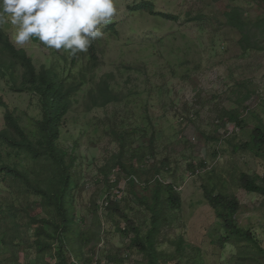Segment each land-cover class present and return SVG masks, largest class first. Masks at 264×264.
<instances>
[{
  "label": "rangeland",
  "instance_id": "1",
  "mask_svg": "<svg viewBox=\"0 0 264 264\" xmlns=\"http://www.w3.org/2000/svg\"><path fill=\"white\" fill-rule=\"evenodd\" d=\"M116 4L117 15L102 26L104 35L97 40L98 67L91 68L86 54L73 66L71 76L85 81L60 140L61 147L77 159L80 185L71 204L82 218L79 229L94 238V250L91 245L84 248V259L90 258L89 264H147L123 232L127 228L123 218L108 210L106 203L108 196L118 200L144 236L151 226V212L142 200H152L160 180L173 185L181 197L179 209L167 210L158 236L161 264H264V253L227 233L204 195L207 188L235 196L240 204L238 225L264 249V196L248 193L239 184L242 172L264 181V160L237 151L253 128L264 124V45L262 50H244L240 33L224 18L226 11L238 7L245 19L255 21L264 13V2L116 0ZM150 10L170 18L152 15ZM112 25L116 34L108 29ZM2 30L37 68L50 63L70 68L69 51L49 48L36 37L17 45L16 27L9 23ZM4 57L8 59L0 50V61ZM102 81L121 100L90 107V94ZM0 97L32 134L34 121L42 117L38 96L14 92L0 74ZM234 111L244 122L241 128L220 119ZM5 124L0 103V130ZM124 132L128 137L123 162L129 166L133 156L141 157L140 166L135 165L138 185L133 188L127 170L115 165L120 143L114 133ZM107 181L117 182L111 192ZM10 204L21 210L17 223L22 232L28 229L25 211L43 216L40 197L19 194L0 182V211ZM13 232L0 216V238ZM21 241L18 248H3L2 264H36L29 243ZM14 249L17 260L12 258ZM54 263L51 254L39 262Z\"/></svg>",
  "mask_w": 264,
  "mask_h": 264
},
{
  "label": "trees",
  "instance_id": "2",
  "mask_svg": "<svg viewBox=\"0 0 264 264\" xmlns=\"http://www.w3.org/2000/svg\"><path fill=\"white\" fill-rule=\"evenodd\" d=\"M264 2V0H261ZM152 15L170 18L165 14L150 10ZM173 18V17H172ZM229 27L237 30L241 38L240 46L244 50H262L264 45V13L255 21L245 19L242 9L236 7L224 13ZM116 34L115 25L108 28ZM98 40V39H97ZM97 40L92 43L88 51L79 52L75 56L71 53L70 68L50 63L37 68L32 58L24 51L17 49L8 35L0 27V50L8 56L0 61V74L6 78L11 89L17 93L36 94L42 105V117L34 121L32 134L21 125L20 120L3 99L0 103L5 108V127L0 130V182L18 191L19 194L40 197L43 216L36 217L25 211L28 218V229L22 232L19 227V208L10 204L0 211V216L9 222L14 232L0 238V264L2 252L7 249L18 248L23 241L29 243V249L35 254L36 264L51 254L54 264H89L92 260L84 259V248L92 246V237H88L81 229L79 218L72 206V199L80 185V177L75 167L77 159L61 147L62 128L66 117L72 109L74 98L84 85V79L72 77V69L81 54H86L91 68L99 65ZM35 41H37L35 39ZM70 52V50H68ZM121 98L109 88L107 81L99 82L96 93L90 94V107H105L120 102ZM238 112L226 113L221 120L233 122L241 128L244 124ZM120 143L117 163L121 169L127 170L128 181L133 188L138 185L137 169L139 158L133 156L132 164L123 162L127 154L128 133H114ZM251 153L256 158L264 160V124L259 122L250 135V139L241 144L238 150ZM137 157V158H136ZM140 166V165H139ZM130 168V170L128 169ZM109 183L108 189L117 186V182ZM239 184L248 193H257L264 196V181L258 175L242 172ZM135 193V191L133 192ZM204 195L217 217L223 221L227 233L238 240H246L253 244L260 252L264 249L253 234L236 221L240 209L239 201L235 196L216 192L214 189H204ZM152 201V202H151ZM142 200L151 212V226L143 236L134 221L120 208L118 200L108 196L106 208L123 218L127 228L123 231L130 236L131 245L137 248L144 256L147 264H161L157 249L158 236L166 223L167 210L179 209L181 197L171 184H164L156 180L152 193V200ZM84 221V220H83ZM44 225H48L45 230ZM22 236L18 237L17 235ZM182 240L178 243L182 247ZM17 250L12 252V258L17 260ZM29 264V263H27Z\"/></svg>",
  "mask_w": 264,
  "mask_h": 264
},
{
  "label": "clouds",
  "instance_id": "3",
  "mask_svg": "<svg viewBox=\"0 0 264 264\" xmlns=\"http://www.w3.org/2000/svg\"><path fill=\"white\" fill-rule=\"evenodd\" d=\"M116 0H0V27H16L14 42L36 37L49 48L87 52L117 15Z\"/></svg>",
  "mask_w": 264,
  "mask_h": 264
}]
</instances>
